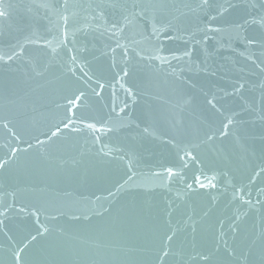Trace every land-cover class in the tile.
I'll return each instance as SVG.
<instances>
[{
  "label": "water",
  "instance_id": "95a60500",
  "mask_svg": "<svg viewBox=\"0 0 264 264\" xmlns=\"http://www.w3.org/2000/svg\"><path fill=\"white\" fill-rule=\"evenodd\" d=\"M0 264H264V0H0Z\"/></svg>",
  "mask_w": 264,
  "mask_h": 264
},
{
  "label": "snow or ice",
  "instance_id": "6c2138e0",
  "mask_svg": "<svg viewBox=\"0 0 264 264\" xmlns=\"http://www.w3.org/2000/svg\"><path fill=\"white\" fill-rule=\"evenodd\" d=\"M80 99V97L79 96H77L76 97V100H79ZM70 103H75V101H70ZM65 127H67V125H64ZM56 133H53V135H55Z\"/></svg>",
  "mask_w": 264,
  "mask_h": 264
}]
</instances>
